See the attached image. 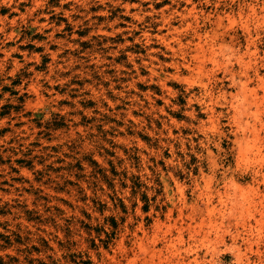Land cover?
I'll list each match as a JSON object with an SVG mask.
<instances>
[{
  "label": "rangeland",
  "instance_id": "obj_1",
  "mask_svg": "<svg viewBox=\"0 0 264 264\" xmlns=\"http://www.w3.org/2000/svg\"><path fill=\"white\" fill-rule=\"evenodd\" d=\"M0 264H264V0H0Z\"/></svg>",
  "mask_w": 264,
  "mask_h": 264
}]
</instances>
